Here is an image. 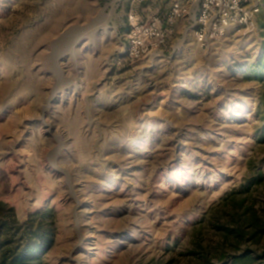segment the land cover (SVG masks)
<instances>
[{
	"label": "rangeland",
	"instance_id": "1",
	"mask_svg": "<svg viewBox=\"0 0 264 264\" xmlns=\"http://www.w3.org/2000/svg\"><path fill=\"white\" fill-rule=\"evenodd\" d=\"M176 3L185 16L171 17ZM249 5L247 23L202 47L194 0H0V223L14 219L13 246L43 221L42 264H197L212 208L254 189L264 206V180L252 184L264 0ZM132 14L167 32L141 59L126 53Z\"/></svg>",
	"mask_w": 264,
	"mask_h": 264
},
{
	"label": "trees",
	"instance_id": "2",
	"mask_svg": "<svg viewBox=\"0 0 264 264\" xmlns=\"http://www.w3.org/2000/svg\"><path fill=\"white\" fill-rule=\"evenodd\" d=\"M263 177L253 179L259 184ZM262 189L250 193H234L212 208L206 220L215 236L203 245L201 232L197 234V264H264V206L260 203ZM6 209L0 202V212ZM46 215L44 212L41 216ZM14 219L0 223V264H42L43 254L51 247L53 230L40 222L24 236L23 245H15L9 235ZM5 229V230H4ZM28 233V234H29ZM33 238H36L35 240Z\"/></svg>",
	"mask_w": 264,
	"mask_h": 264
},
{
	"label": "built area",
	"instance_id": "3",
	"mask_svg": "<svg viewBox=\"0 0 264 264\" xmlns=\"http://www.w3.org/2000/svg\"><path fill=\"white\" fill-rule=\"evenodd\" d=\"M194 1L197 3L194 36L202 47L223 37L229 28L247 23V20L260 10L254 5H249L250 0ZM188 8L176 3L172 7L171 17L185 16ZM127 37L126 53L141 59L165 45L167 32L159 18L144 20V18L132 14L129 17Z\"/></svg>",
	"mask_w": 264,
	"mask_h": 264
}]
</instances>
